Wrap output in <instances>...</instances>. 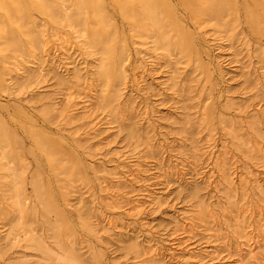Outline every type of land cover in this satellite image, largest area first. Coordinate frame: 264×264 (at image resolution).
<instances>
[{"label": "rangeland", "instance_id": "1", "mask_svg": "<svg viewBox=\"0 0 264 264\" xmlns=\"http://www.w3.org/2000/svg\"><path fill=\"white\" fill-rule=\"evenodd\" d=\"M0 264H264V0H0Z\"/></svg>", "mask_w": 264, "mask_h": 264}, {"label": "bare ground", "instance_id": "2", "mask_svg": "<svg viewBox=\"0 0 264 264\" xmlns=\"http://www.w3.org/2000/svg\"><path fill=\"white\" fill-rule=\"evenodd\" d=\"M64 101V100H63ZM62 102V101H61ZM87 106H89V105H87ZM85 108H86V106H85ZM139 201V200H138Z\"/></svg>", "mask_w": 264, "mask_h": 264}]
</instances>
